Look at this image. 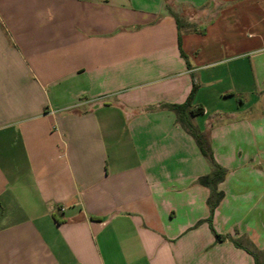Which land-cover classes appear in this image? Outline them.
<instances>
[{"label": "crops", "instance_id": "crops-1", "mask_svg": "<svg viewBox=\"0 0 264 264\" xmlns=\"http://www.w3.org/2000/svg\"><path fill=\"white\" fill-rule=\"evenodd\" d=\"M193 78L214 229L258 244L264 0H0V264H254L165 107Z\"/></svg>", "mask_w": 264, "mask_h": 264}, {"label": "trees", "instance_id": "trees-1", "mask_svg": "<svg viewBox=\"0 0 264 264\" xmlns=\"http://www.w3.org/2000/svg\"><path fill=\"white\" fill-rule=\"evenodd\" d=\"M173 15L177 20L178 27L181 28L182 23L180 18L176 14ZM181 44H182V40L180 36L179 46L181 49V56L185 60L187 67L191 69V65L189 63L188 57L184 53ZM196 91H197V85L195 84V80L193 78V89L187 101L184 104L166 105L165 107L175 112V114L178 116L179 122L184 126L188 134H190L193 137V139L195 140L198 146L200 153L207 160V162L211 167V173L203 181V183L210 190V197L208 200V206L210 209V216L208 218V223L210 229L214 234L216 243H224L225 241H230L236 248L241 249L246 253H248L249 255H251L253 257L254 264H264L261 255L256 251L254 252L252 250V247H254L252 243H249L248 241L245 240L242 241L241 238L233 239L230 236L218 234L214 229L213 218H214L215 210L223 197L222 194L218 192V185L225 179L227 172L215 159L209 132H202L192 124L191 117L203 113V109L201 107H193V100Z\"/></svg>", "mask_w": 264, "mask_h": 264}, {"label": "rangeland", "instance_id": "rangeland-1", "mask_svg": "<svg viewBox=\"0 0 264 264\" xmlns=\"http://www.w3.org/2000/svg\"><path fill=\"white\" fill-rule=\"evenodd\" d=\"M180 13H183L180 11ZM227 174V173H226ZM222 200V199H221ZM218 207V206H217ZM231 237V236H230ZM233 238V237H232ZM236 239V238H233ZM242 241H248L249 243H252L254 247H252V250L257 253H259L262 257V260L264 262V239H262L258 244L254 243L252 240H250V237L244 234V236L241 237ZM248 254V253H247ZM251 256V255H250ZM252 257V256H251ZM253 258V257H252Z\"/></svg>", "mask_w": 264, "mask_h": 264}]
</instances>
